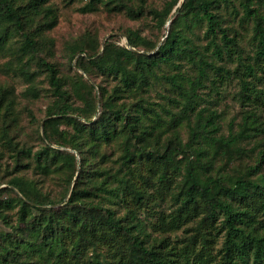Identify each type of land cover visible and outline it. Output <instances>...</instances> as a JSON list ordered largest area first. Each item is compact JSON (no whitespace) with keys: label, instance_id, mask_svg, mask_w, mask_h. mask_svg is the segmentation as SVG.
Masks as SVG:
<instances>
[{"label":"trees","instance_id":"obj_1","mask_svg":"<svg viewBox=\"0 0 264 264\" xmlns=\"http://www.w3.org/2000/svg\"><path fill=\"white\" fill-rule=\"evenodd\" d=\"M103 2L110 11L131 19H149L160 33L127 27L128 45L107 39L101 53L102 43L90 34L70 41L71 67L116 80L111 88L98 83L97 96L95 84L83 73L77 78L64 76L51 58L54 39L48 32L58 23V6L51 0H0V50H7L10 57L6 65L23 77L29 84L26 91L35 97L40 93L35 80L45 73L52 99L40 134L42 144L34 149L16 140L14 98L0 90V171H7V185L0 188V264H27L34 255L79 257L88 244L96 248L97 241L108 239L118 246L103 256L95 250L86 264H264V148L255 162L235 175L212 173L220 151L264 128L258 131L256 110L248 108L239 130L225 136L216 110L197 109L205 81L211 79L218 92V83L230 77V65L236 63L242 105L258 108L264 103V0ZM222 3L232 5L236 15L242 10L243 21H254L256 46L246 57L233 28L224 24ZM198 27H204L205 44L196 34ZM183 60L197 69L195 76L182 71ZM164 64L177 71L160 70ZM154 80L176 94L167 97L178 109L165 138L161 113L157 111L155 121L148 123V110L154 109L146 106L141 94ZM183 120L189 129L187 141L179 127ZM114 142L119 152L110 160L107 147ZM196 152L207 158L199 167L193 164ZM146 164L151 170L139 179ZM52 177L65 185L58 196L43 190ZM151 186L159 190L161 201L169 194L177 204L168 219L161 217L159 235L148 229L140 210L151 198L154 205L159 203ZM198 215L205 223L219 222L217 231L223 235L219 261L207 248L210 238L204 236L200 222L182 246L164 234ZM200 239L205 241L198 248Z\"/></svg>","mask_w":264,"mask_h":264},{"label":"rangeland","instance_id":"obj_2","mask_svg":"<svg viewBox=\"0 0 264 264\" xmlns=\"http://www.w3.org/2000/svg\"><path fill=\"white\" fill-rule=\"evenodd\" d=\"M235 1L237 2V0ZM51 2L59 8L58 23L48 32L54 39L53 55L51 58L52 60L57 61L61 73L64 76L77 78L80 76L79 74L83 73L85 79H88L95 84V92L97 96L100 95L98 83L107 84L108 87L111 88L116 83V80L95 71H92L91 74L86 73L82 68H79L75 64L74 67H71L67 53L68 43L82 35L90 34L97 37L100 43H102V49L99 52L101 53L107 39L113 40L119 45H128L127 36L125 35L127 27L141 28L144 33H153L155 36L160 33L157 29H152V23L149 19L134 20L124 13L110 11L108 5H106L103 0H51ZM179 4H181V2L174 7L169 16L164 26V32L167 31L170 21L177 14L178 10L176 7ZM219 8L226 18L224 24L233 28L232 33L238 38L241 48L240 51L243 56L246 57L253 53L256 46L253 38L254 21L251 19L243 21L241 19L243 11L240 10L239 14L236 15L232 5L222 3L219 5ZM203 31L204 27H198L196 29V34L201 35V44L206 43V40L203 38ZM9 58L7 50H0V90H6L10 97L14 98V112L19 119L17 132L15 133L16 140H20L21 143H26L28 146H32L36 149L42 144L40 134H43L44 132L43 122L48 118V115H46V108L52 100L46 92L49 82L45 73L40 74L35 80L36 85L40 88V93L36 97L33 96L26 91L29 84L23 79V77L17 75L14 70H10L6 65ZM182 62L183 66L181 69L188 77L197 74V69L194 68L192 64H186V60H183ZM230 66L232 74L224 83H218L217 86H220L218 92L213 90L215 84L212 83L211 79L205 81V85L200 89L201 97L199 98L197 109L209 106L211 109L216 110L218 113V121L221 125L220 132L225 136H229L231 132L234 133L239 130L246 109L249 108L250 110H256L255 112L257 116L254 117L257 119L256 123L260 124V127H258V131H260V128H264V103H260L258 108L242 105L239 99L240 83L238 75L240 70H237V63ZM160 70L170 72L177 71L172 64H164ZM262 74L264 76V73ZM212 76H214L213 73ZM141 94L144 96L143 100L146 106L154 109L148 110L149 115L146 117L147 122L153 123L157 116L156 112H160L162 115L160 126L167 132L163 138L169 136L170 134L168 133L172 131L170 124L172 123V119L175 122L173 114L178 109V106H171L169 98L167 97L175 96L176 94L173 91H170L168 85L161 83L158 80H154L148 86L147 91ZM141 94L135 96L140 97ZM165 107L171 108V112H168ZM179 127H181L183 141H187L189 138V129L186 126V120L181 121ZM260 140L264 142V131L255 137H249L226 146L217 154L215 162L212 164V173H230L235 175L241 170H245L247 164L249 162H255V159L259 157L260 149L264 148V143L262 145L258 143ZM107 150L108 154H110V160H114L119 152L118 144L114 142L111 145H108ZM192 159L194 166L199 167L206 162L207 158L196 152L192 156ZM3 162L5 163V160H3ZM79 169L80 164L78 165V171ZM150 170L151 167L149 164H146L145 167L142 165V168L140 169L141 176L139 179L144 175H147ZM262 171L264 173V167ZM6 172L7 171H4L3 169L0 171V188L7 185V183L4 182ZM71 188L72 186L69 188V192L65 198L66 200L69 198ZM64 189L65 185L60 183L57 177L48 178L43 184V190L49 191L56 196L63 192ZM149 190H151L154 196L157 197L159 203L154 205L155 201L151 198L147 205L141 207L140 210L142 216L149 224L148 229L152 231L153 235H159L161 233V217L170 214L177 204H175L171 195L167 194L165 199L161 201L158 189L155 190L151 186L149 187ZM16 191L18 192L17 189ZM163 196L164 195L161 196L162 199L164 198ZM62 204L63 203L60 202L53 205L57 207ZM260 217L263 219L262 215ZM166 218L168 219L169 216ZM201 218L202 215H198L192 217L190 220L180 221V224L176 225L173 230L166 231L164 234H168L173 241H176L179 246H182V241L185 240L189 234L193 233L195 226L200 222L202 224L201 230L204 232V236H206L207 239L210 238L207 242V248H209V251L215 260L219 261L221 258L220 248L223 241L222 233L217 231L220 226L219 222L208 221L205 223ZM120 239L122 242L126 243L123 238L120 237ZM66 241L70 244L68 238ZM204 241L205 239H200L198 248L203 246ZM117 246L118 243L114 240H99L97 241L96 248L88 244L84 248L85 253L82 256H71V254H69V256L34 255L32 256L31 261L27 264H86L93 259L92 257H94L93 254L95 253V250L100 256H103L106 252L111 254Z\"/></svg>","mask_w":264,"mask_h":264},{"label":"water","instance_id":"obj_3","mask_svg":"<svg viewBox=\"0 0 264 264\" xmlns=\"http://www.w3.org/2000/svg\"><path fill=\"white\" fill-rule=\"evenodd\" d=\"M133 49H135V50H136V48H134V47H133Z\"/></svg>","mask_w":264,"mask_h":264}]
</instances>
